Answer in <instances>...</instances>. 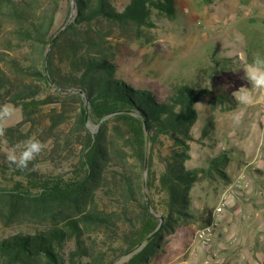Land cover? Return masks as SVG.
I'll list each match as a JSON object with an SVG mask.
<instances>
[{
    "label": "trees",
    "instance_id": "trees-1",
    "mask_svg": "<svg viewBox=\"0 0 264 264\" xmlns=\"http://www.w3.org/2000/svg\"><path fill=\"white\" fill-rule=\"evenodd\" d=\"M0 4L14 19L6 47L15 42L19 49H29L26 59L0 53V105L11 103L22 111L21 122L6 129L8 142L20 140L21 127L41 107L59 108L47 116V139L42 141L50 162L46 169L41 167L46 159H36L30 171H13L0 145V174L19 177L10 187L0 186V223L9 227L26 215L37 221L33 228L0 238V264H85L84 257L86 264H112L157 227L156 215L163 216L161 230L121 263L150 264L164 234L192 221L212 224L211 212L197 216L192 210L190 190L211 173L228 180V151L208 156L204 166L188 167L187 161L198 118L195 105L209 96L228 100V95L185 84L160 100L116 76L108 40L115 27H154L153 17H173L175 0H74L71 22L50 46L72 5L56 29L60 0ZM229 62L221 60V67ZM74 90L85 94L87 118L95 125L117 111L135 115L114 114L92 134L85 128V98ZM163 138L171 142L168 149Z\"/></svg>",
    "mask_w": 264,
    "mask_h": 264
},
{
    "label": "rangeland",
    "instance_id": "rangeland-1",
    "mask_svg": "<svg viewBox=\"0 0 264 264\" xmlns=\"http://www.w3.org/2000/svg\"><path fill=\"white\" fill-rule=\"evenodd\" d=\"M69 6L71 0H60L56 29L63 24ZM175 7L176 13L171 18L153 17L154 27H115L108 40L115 52L116 76L135 88L152 91L160 100L176 86L185 84L220 89L228 95L229 99L221 102L209 96L197 103L203 107L196 106L198 118L191 130L193 140L187 166H204L205 159L210 155L230 149L239 150L248 137L251 128L248 125L251 123H254L251 132V138H254L259 119L264 116V100L253 106H244L236 103L232 96L242 86L250 88L242 78L245 58L251 60L257 52L264 54V0H175ZM13 24L14 19L0 4V53L26 59V50L29 49H19L15 42L12 48L6 47L5 36ZM226 58H230V62L223 68L220 62ZM1 65L4 67V63L1 62ZM258 95L264 96V93ZM18 108L20 112L9 121L7 128L21 122L22 111ZM53 109L59 108L54 104L41 107L33 120L21 127L23 134L18 135L20 140L9 142V145L29 137L41 141L47 139L46 121ZM89 123L90 126L95 125L91 121ZM85 128L90 132L89 128ZM162 143L164 149L171 145L167 138H163ZM0 145L6 151V146L3 143ZM46 157L44 152L37 157L39 162L46 159L42 169L50 164ZM16 179L19 178L0 174V186L10 187ZM204 179L212 183L209 187L213 189L210 199L215 201L228 181L214 173L204 175L194 188L198 195L204 193L201 186ZM260 189L264 186L252 183V194H257ZM244 202L250 204L255 201ZM208 212L210 208L206 206L203 215ZM245 215H239L243 222L247 221ZM30 220L34 221L26 215L9 227L0 223V238L33 228L37 221ZM201 227L200 222L192 221L180 225L170 234H164L160 240L161 248L153 255L150 264H264V228L255 232L257 237L248 244L239 247V244L226 242V248L219 251L213 248V238L208 245H202L195 239V233ZM215 230L214 226L213 237Z\"/></svg>",
    "mask_w": 264,
    "mask_h": 264
},
{
    "label": "crops",
    "instance_id": "crops-1",
    "mask_svg": "<svg viewBox=\"0 0 264 264\" xmlns=\"http://www.w3.org/2000/svg\"><path fill=\"white\" fill-rule=\"evenodd\" d=\"M249 126L251 128H248V137L244 140L242 147L237 151L234 149L228 151L230 159L224 169L228 182L224 190L217 194L216 200L210 199L213 189L209 188L212 183L207 179L201 183L204 187L203 194L198 195L194 192L197 182L190 190L192 210L197 216L203 215L206 206L210 208L216 229L212 241L213 248L219 251L226 248V242L239 244V247L245 243L248 244L257 237L255 232L264 228V189H260L257 194L251 193L252 183L264 186V116L259 119L254 138H251L254 123ZM258 154L262 158L257 159ZM236 182L239 185L234 186ZM222 198L226 205L218 215L213 216V208ZM252 200L255 202L250 203ZM244 201H250V204ZM240 214L242 217L246 216V222L241 220Z\"/></svg>",
    "mask_w": 264,
    "mask_h": 264
},
{
    "label": "clouds",
    "instance_id": "clouds-1",
    "mask_svg": "<svg viewBox=\"0 0 264 264\" xmlns=\"http://www.w3.org/2000/svg\"><path fill=\"white\" fill-rule=\"evenodd\" d=\"M243 70V79L250 85L249 87H240L237 91L232 93L236 103L244 106H253L264 100V96L258 95L264 93V54L254 53L251 60L245 58ZM195 106L203 107L200 104ZM20 109L11 103H4L0 105V143L6 146V159L13 171L26 172L30 171L29 165L41 155L45 150L46 145L36 137H29L28 139L9 145L6 137V129L10 120L18 115ZM19 178V177H18ZM42 189H35L37 194ZM82 260L87 262V258Z\"/></svg>",
    "mask_w": 264,
    "mask_h": 264
},
{
    "label": "water",
    "instance_id": "water-1",
    "mask_svg": "<svg viewBox=\"0 0 264 264\" xmlns=\"http://www.w3.org/2000/svg\"><path fill=\"white\" fill-rule=\"evenodd\" d=\"M71 5H72V8H71V11H70V14H69V17H68L67 21L61 27V29L55 34V36L53 37V39L50 41L49 46L54 42L55 38L63 30H65L67 28V26L71 22V20H72V18L74 16V0H71ZM48 49H49V47H48ZM48 49H47V51H48ZM46 57H47V53L45 55V62H46ZM44 69H45V72H46V67L45 66H44ZM48 81H49V78H48ZM74 92L82 95L85 98V104H86L85 126L90 129V132L92 134H94L98 130V128L105 122V120H107L108 118H110L114 114L126 112V113H131L132 115H135L134 112L133 111H130V110H127V111H117L115 113H110V114L104 116L97 125L90 126V123H89L90 121L87 118L88 117V100H87L85 94L82 91H80V90H74ZM143 129H144V132H145V136L147 137V128H146V126L144 124H143ZM147 152H148V147H146L145 154H147ZM146 170H147V156H146V159H145L144 170H143V181L144 182H145ZM146 204H147V207L150 209V204H149L148 200H146ZM156 217L159 220V223H158L157 227L136 248H134L133 250H131L130 252H128L126 255L120 257L118 260H116L112 264H119L122 260L127 259L132 254L138 252L148 241H150L161 230V228L163 226V223H164V217L163 216H158V215H156Z\"/></svg>",
    "mask_w": 264,
    "mask_h": 264
},
{
    "label": "built area",
    "instance_id": "built-area-1",
    "mask_svg": "<svg viewBox=\"0 0 264 264\" xmlns=\"http://www.w3.org/2000/svg\"><path fill=\"white\" fill-rule=\"evenodd\" d=\"M257 159L262 158V156L260 154L257 155L256 157ZM239 185L238 182H236V184L234 186ZM225 201L224 199H220V201L218 202V204L213 208V216L218 215L223 208L225 207ZM214 235V224H207V225H203L201 228H199L196 233H195V239L200 242L202 245H208L210 243V241L212 240Z\"/></svg>",
    "mask_w": 264,
    "mask_h": 264
}]
</instances>
